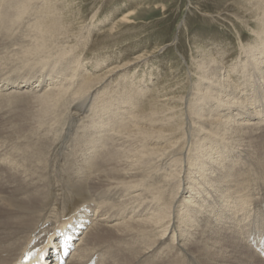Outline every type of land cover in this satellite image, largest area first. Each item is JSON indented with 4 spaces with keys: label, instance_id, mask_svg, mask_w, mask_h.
<instances>
[{
    "label": "bare ground",
    "instance_id": "obj_1",
    "mask_svg": "<svg viewBox=\"0 0 264 264\" xmlns=\"http://www.w3.org/2000/svg\"><path fill=\"white\" fill-rule=\"evenodd\" d=\"M71 4L0 0V75L33 71L0 80L9 135L31 136L0 154V264H264V0H234L259 43L192 42L161 83L166 46L81 62Z\"/></svg>",
    "mask_w": 264,
    "mask_h": 264
},
{
    "label": "rangeland",
    "instance_id": "obj_2",
    "mask_svg": "<svg viewBox=\"0 0 264 264\" xmlns=\"http://www.w3.org/2000/svg\"><path fill=\"white\" fill-rule=\"evenodd\" d=\"M67 3L68 6L71 3V6H74L73 9L72 7L69 9L72 11V28L76 29L78 37L84 32L87 35L90 30V39L92 38L91 46L79 47V51H76L75 55L82 60L81 62H86L89 67L95 63L96 59L108 61L100 69L101 73L105 72L108 66L124 64L145 52L147 54L154 52L155 55H160L158 52L166 46L161 57L150 62V66L160 69L161 74L157 80L161 83L163 78H167V74L168 78H172V72L175 73L174 80L176 78L183 80L187 67L182 65L180 57L186 55L189 48L192 49V42L209 46V41L211 40L212 43V40H215L217 43L214 44L217 47L221 49L219 45L222 44L224 49L229 50V60L237 57V47H240V43L252 44L254 41L259 43L258 38L250 32L251 25L237 22L236 17L249 18V16L243 14V11L235 9L234 0H67ZM130 12L136 13L133 19L135 24L119 23L121 17ZM104 31L109 33H104ZM98 48L102 49L98 51ZM94 49L97 52H92ZM232 52L233 54H231ZM80 70L81 67H78V71ZM30 72L25 67L15 70L8 69L7 72L0 75V80L20 82L24 80V76L30 77L33 71ZM233 81L236 82L234 79ZM246 99L250 100L249 96ZM249 103L251 104V102ZM2 104L5 108H3L4 106L0 107V154L5 157L21 158L26 154L23 150L17 149L15 138L29 136L30 133L24 131L22 135H19L21 132L17 134L18 130L14 129L13 131L16 133L9 135L10 127H13L10 126V119L15 116L14 106L0 103V105ZM85 152L87 149L83 151V157ZM22 160L25 161V159Z\"/></svg>",
    "mask_w": 264,
    "mask_h": 264
}]
</instances>
